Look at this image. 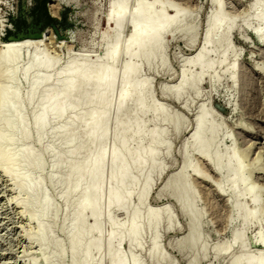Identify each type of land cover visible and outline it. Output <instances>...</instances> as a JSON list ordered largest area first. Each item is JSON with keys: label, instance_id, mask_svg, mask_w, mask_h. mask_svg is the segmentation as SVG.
Returning a JSON list of instances; mask_svg holds the SVG:
<instances>
[{"label": "rangeland", "instance_id": "1", "mask_svg": "<svg viewBox=\"0 0 264 264\" xmlns=\"http://www.w3.org/2000/svg\"><path fill=\"white\" fill-rule=\"evenodd\" d=\"M111 1L0 0V45L13 39L20 42L29 40L33 43L30 49L21 50V59L16 64L18 74L14 78L15 81L9 82L0 75V89L16 90L18 87L19 99L21 98L20 103H22L20 107H23L21 112L25 120L29 121L27 122L31 133L30 140L17 142L18 144L10 146L7 152L12 157L15 155L14 152L17 153L26 147L43 159L42 172L35 171L30 174H33L34 178L40 176L39 179L43 183L41 187L44 189L43 191L41 188V192L48 195L46 197L56 209V213L49 214L47 218L46 216L40 218L42 219L40 222L35 220L33 216L38 214V210L32 207L33 204L36 206L35 197L21 190L20 181H14L10 174L24 173L26 171L24 165L18 164L21 163L20 161L13 164L16 163L13 161L12 166L8 168V174L1 168L4 160L0 155V264H73L69 248V232L72 225L69 217L73 208L68 207L63 198L64 186L54 181L65 177L66 170L54 169V159L50 153L56 151L67 154V151H72L73 145L67 147L61 136L52 134V131L65 125L72 115L78 112L75 128L80 130L87 122L88 114L85 106L78 103L77 108L75 107L77 110L67 114L63 119H51L42 141L38 142L37 132L33 126L34 118L39 112L38 98L32 105L28 102L30 84L35 77L31 75L28 77L29 81L27 78L25 80L23 69L30 63L36 51H42L45 53L44 56L47 55L57 61L55 71L48 74L51 76V81L41 88L43 91L49 85L57 83L56 70L67 62L78 60L82 55H88L90 60H96V57L98 59L107 48L108 27L105 21ZM152 1L154 0H144L146 4ZM157 1L158 6L165 3L172 5L173 10L181 11L185 18L182 28L174 29L173 33L166 35L163 59L160 55H156L152 66L142 60L136 61L139 69L137 80L144 82L147 87L145 100L149 110L145 112L130 107L120 119H116L113 112L117 109V97L121 91L119 81L115 89V98L111 103L112 114L108 121L109 137L105 145L108 154L114 146L116 125L118 123L126 125L132 114L137 120L133 130L141 128L145 133V139L141 142L142 147L147 146L151 133L157 128L158 131L166 132L163 145L155 150L158 154L161 174L156 173L155 177L153 176L154 185L145 206H140L138 195L145 183L148 165L147 171L145 169L144 175L139 177L140 186H136L131 199L132 208H137L142 212V216L144 215L141 216L144 220L140 219L139 222V226L145 227L142 228L144 232L140 239L142 247L131 248L125 241L119 248L125 259L127 258L128 264L134 256H138L140 264H156L149 258L154 233L146 227V217L156 208L166 206L168 212L162 213L165 218L160 216V220L161 217L164 219L158 232L159 243H157V247L161 246L158 247L159 252L161 251L160 253L166 258L162 264H232L242 254V244L244 251L248 256L251 255V258L261 255L264 257V245L260 243L264 238V38L261 40L252 33L256 28H261L264 34V22H259L254 16L253 6L256 0H217L222 4L223 16L229 21H234L231 22L234 28L229 37L231 48L224 57V65L203 77L198 84L195 82V77L208 63L222 60L220 50L222 51L226 43L221 32L216 45H206L211 21L217 13L214 0ZM136 2L137 0H130L129 11ZM64 16H67L66 21ZM49 17L54 20L51 21ZM7 29L12 31L8 36ZM130 33L131 27L127 26L123 34V43L125 42L124 46L122 43L123 51L119 61L115 63L119 74L128 62V57L123 53ZM20 36L33 37L18 40ZM202 49L208 54L204 56L201 65L189 63V60L194 59ZM47 56L45 57L48 58ZM184 70L190 85L185 91L186 94L184 93L178 100L170 94V91L177 86ZM5 72L9 71L2 68L1 73ZM93 92L94 88L89 87L84 92H76L74 96L79 100L81 95L90 93V96ZM133 98H136L135 94ZM204 110L205 116L208 114L205 117L207 124L203 133L206 143L210 140L208 126L212 125L217 131L215 142L210 148V164L200 158L201 149L192 139L198 117ZM158 111L169 115L168 120L165 121L167 123L155 121ZM2 129L4 128L1 126L0 135L4 133ZM81 138H86L85 132L81 134ZM141 146L133 143L131 149L136 152ZM2 148L0 145V149ZM218 158L222 159V167L216 172ZM81 160L84 161L83 156L77 157L75 162L82 163ZM230 161L236 166L241 165L245 171L241 178V186L237 188L239 191H235L238 193L231 189V178L227 172ZM195 171L197 174L200 172L201 179L193 176ZM106 173L109 179L111 174L109 165ZM133 173L132 171L131 174L134 175ZM108 179L106 188L104 187L105 194L113 188L112 182ZM247 190L254 191L257 205L252 204L253 199L251 195H247ZM181 193L185 195L184 208L181 205ZM246 212L256 216L247 225L243 222ZM111 213L117 224L113 227L107 220H103L101 230L110 233L113 228L118 229L123 226L127 229L128 224H124V212ZM168 215H171L170 219ZM87 219V224L91 225L92 219L90 217ZM40 224L49 229V242L62 246L64 249L62 257L55 258L54 247L44 245L37 240L40 238ZM239 232H242L240 235L243 236V242L236 243L233 237ZM104 242L103 245L106 244ZM40 243L43 244L42 248ZM226 244L232 246L231 251L218 256L216 249ZM102 249L101 255L93 254V264H109L106 258L107 248ZM48 259H52V262L50 263Z\"/></svg>", "mask_w": 264, "mask_h": 264}, {"label": "bare ground", "instance_id": "2", "mask_svg": "<svg viewBox=\"0 0 264 264\" xmlns=\"http://www.w3.org/2000/svg\"><path fill=\"white\" fill-rule=\"evenodd\" d=\"M129 4L130 0L111 1L110 11L105 21L108 27V30L106 29V38L108 39V42H106L107 48L104 49V53L99 56L98 59L95 56L96 60H90L88 55H77V57L80 56L78 60L71 57L73 60L56 70L57 83L49 85V87L43 91H41V88L45 83L51 81V76L48 74L55 71L57 61L45 55L48 57L46 58L44 56L45 53L42 51H36L30 63L23 69L25 80L26 78L28 80V77L31 75L35 77L30 84L28 102L32 105L38 98L39 112L36 114L33 122V126L37 132L36 137L39 140L38 142L42 141L47 128L50 126L49 122L51 119H63L67 114L77 110L75 107L78 103H82L83 106H85L84 108L88 114V120L80 130L75 128L79 116L78 112L72 115V118L69 119L65 125H62L60 128H55L52 131V134L59 137L61 136L66 146L73 145L72 151H67V154H62L60 152L56 153V151L52 153L51 148L49 149L54 159V169L66 170L65 177L60 178V180H53L64 186L63 198L67 206L73 208V212L69 217L72 224L69 232V248L73 264H93V254L96 253L97 255H101L103 252L102 248L105 247L108 252L106 258L109 264H128V260H126L127 258L125 259V255H123L119 246H122L126 241L131 248H141L142 242H140V239L142 232H144L142 228H145L144 225L143 227L139 226L140 219L144 215L142 216V212L137 208H132L131 205V199L134 196L139 177L144 175L143 173H145L146 167L149 166L148 171L146 169L145 183L138 195L140 206H145L154 185L152 178L156 173L161 174V166L158 164V154L155 150L157 151V148L163 145L166 132L158 131L157 128V131L154 130L151 135L149 134L150 137L147 146L142 147L141 142L145 139V133L141 128L133 130L137 120L132 114L129 116L126 125H120V123L116 125L117 133L114 139V146L110 149L111 151L108 154V149L105 147L109 137L110 123L108 124V121L112 114L111 103L113 98H115V89L119 82L121 91L118 97L116 96L118 106L113 112L116 115V119H120L130 107H136L145 112L149 110L145 100L147 87L144 82H139L137 80L139 69L136 61L142 60L147 65L152 66L156 55H160V58L163 59L166 35L168 33H173L174 29L182 28L185 17L181 11L173 10L172 5L165 3L163 5L161 4L162 6H158L157 0L152 1V3L149 2L148 4H146L144 0H137L130 11L128 10ZM214 5L216 6L217 13L215 18L211 21V28L206 38V45H216L218 43V36L221 32L226 43L222 51L220 50L222 60L210 62L202 67L200 73L195 77V82L197 84L201 82L203 77L224 65V57L231 48L229 37L234 28L231 22L234 21H229L223 16L222 4H220V2L214 0ZM253 11L256 19L259 22H264V0H256ZM127 26L131 27V33L128 40H125L126 46L123 54L128 57V62H126L121 70L122 72L119 74L115 63L119 61L123 51V34ZM252 33L261 40L264 38L263 29L261 28H256ZM31 44L33 43H30L29 40L20 42L13 39L0 45L1 78L9 82L11 80L15 81L14 78H16L18 74L16 64L21 59V50L23 48H29L32 46ZM124 44L125 42L123 46ZM211 51L213 52V50ZM207 54L205 49H202L194 59L189 60V63L201 65V62L205 58L204 56ZM2 68H6L9 72L1 73ZM41 73L44 74L41 75ZM179 80L177 86L170 91V94L178 100L183 97L190 85V80L186 77V70L183 71V75ZM89 87L94 88L92 95L89 96L90 93H88V95L83 94L80 96L79 100L75 99L74 95L76 92H84ZM10 90V88L0 89V124L4 128L2 129L4 133L0 135V145L1 148L3 147L0 149V155L4 160L1 168L8 173V168L12 166L11 163H13V161H16V163L13 164H17V161H20L21 163L18 164L24 165L23 167L26 170L24 173H20L19 175L14 173L10 174L14 181H20L21 190L26 192L29 196L35 197V199H33L36 206H33V204L32 207L38 210V214H34L33 217L40 222V220L43 219L42 217L46 216L47 218L49 214L56 213V209L48 200V195L42 194L44 189L42 188L43 185H41L43 183H41L42 181L39 179L40 176L36 177V180V178L32 176L33 174H30L31 172L43 170V159L37 157V154L34 152L33 154L32 151H30L31 149H27L26 147L20 149L17 153L14 152L15 155L12 157L8 155L7 151L10 149V146L13 147L14 144L17 145L20 143L19 141H28L31 139L30 126L28 125L29 121L27 120V122L25 120V116L22 115L21 112L23 107H20L22 103H20L21 98L19 99L20 93L18 92V87L16 90ZM134 94L136 98H133ZM202 113L198 117L192 139L195 145L201 149L200 158L207 164H210V148L215 142L217 131L212 125L208 126L207 131L210 133V140L206 143L203 133L206 130L205 126L207 122L205 117H207L208 114L205 116V110ZM168 116L167 113L165 114L162 111H158L155 115V121L167 123L165 121L168 120ZM83 132L86 133V138L84 139L81 138ZM133 143H137L141 146L136 152L131 149ZM9 152L11 153L12 151ZM79 156H83L84 161L82 162L81 160L82 163L75 162L76 158ZM235 161H237L236 158ZM221 163L222 159L218 158V168H216V172H219L222 167ZM228 164L227 172L231 178V180L229 179L231 189L235 192L238 190L237 188L241 186V178L245 171H243L241 165L240 167L236 166V164L234 165L233 161H230ZM108 165L111 167L109 179L108 176H106ZM16 170L17 169H15V171ZM132 171L134 175L131 174ZM197 171H195L193 176L201 179V177H199L200 172L197 174ZM30 175L35 180H33ZM56 178H58V176ZM202 178L204 177L202 176ZM107 179L112 182L113 188L105 194L104 189L106 188L105 184L108 183L106 182ZM139 186L140 183L138 187ZM41 188L43 189L42 192ZM247 191V195H251L253 199V201H251L252 204L257 205L253 195L254 191ZM243 195L246 196V194ZM184 198V193H181L180 200L183 208L186 205ZM244 198L246 199V197ZM238 207L241 208L242 206L238 205ZM112 211L124 212V224H128V227L127 229H124L123 226L118 229L113 228V231L110 233L107 232V234L101 230V225L103 220H107L113 227L117 224L112 218ZM166 212H168L166 206H160L150 212L149 215L147 214L148 217H146V227L154 233L149 258L156 264H162L164 260H166L163 253L161 254V251L159 252L158 250L161 246H158L160 248L157 247V243H159L158 232L161 228L160 226H162L161 222L165 218L163 215L164 218L162 219V213ZM160 216H162L161 220ZM170 216L171 215H168V219H170ZM88 217L92 219L91 225L87 224ZM255 218L256 216L254 214L247 213L243 216V222L247 225ZM143 220L141 219V221ZM39 228L40 238H37V240L44 245H52L56 251L54 255L55 258L62 257L64 254L62 246L55 242H49V229L42 224H40ZM241 233L234 234L233 240L236 243L242 241L243 236L240 235ZM103 241H105V245H103ZM260 243L264 245V238L260 240ZM43 244L40 245L41 248ZM231 247L232 246L226 244L224 247L217 248V255L228 254L231 251ZM243 248L244 244H242L241 247L242 254L238 259L233 261L232 264H264V257L262 255L251 258V255L248 256ZM51 260L52 259H48L50 263L52 262ZM129 264H140L138 256L132 257Z\"/></svg>", "mask_w": 264, "mask_h": 264}, {"label": "trees", "instance_id": "3", "mask_svg": "<svg viewBox=\"0 0 264 264\" xmlns=\"http://www.w3.org/2000/svg\"><path fill=\"white\" fill-rule=\"evenodd\" d=\"M44 7L46 8V4H44ZM46 10V9H45ZM66 17L67 16H64V18H65V21H66ZM50 18V20L52 21V20H54L52 17H49ZM10 33H12V31L11 30H6V35L8 36Z\"/></svg>", "mask_w": 264, "mask_h": 264}, {"label": "water", "instance_id": "4", "mask_svg": "<svg viewBox=\"0 0 264 264\" xmlns=\"http://www.w3.org/2000/svg\"><path fill=\"white\" fill-rule=\"evenodd\" d=\"M24 37H33V36H20L18 39L24 38ZM44 37H45V35H44Z\"/></svg>", "mask_w": 264, "mask_h": 264}]
</instances>
